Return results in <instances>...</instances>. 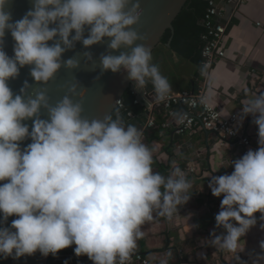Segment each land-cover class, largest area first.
Segmentation results:
<instances>
[{
	"label": "clouds",
	"instance_id": "1",
	"mask_svg": "<svg viewBox=\"0 0 264 264\" xmlns=\"http://www.w3.org/2000/svg\"><path fill=\"white\" fill-rule=\"evenodd\" d=\"M9 2L0 0V225L16 219L10 227L0 226V257L56 256L75 245V255L87 256L92 264H126L145 236L143 226L154 217L171 222L190 200L186 172L176 162L167 176L154 171V152L142 130L126 125L118 111L85 116L87 89L76 78L55 103L46 87L25 81L14 95L7 82L25 66L44 86L61 68L78 69L82 59L85 68L91 64L95 70L90 51L62 57L77 43L90 49L107 40V51L99 56L101 73L124 72L136 91L144 93L151 85L156 101H165L171 84L135 28L143 15L140 0H32L31 9L15 21L6 11ZM6 32L14 41L11 57L4 51ZM200 74L208 83L200 98L207 108L214 102L215 82L207 65ZM241 106L239 121L252 116L258 128V149L230 161L231 174H205L212 195L223 197L215 220L224 232H213L209 243L228 252L240 249L241 238L257 223V212L264 220V92L242 100ZM42 109L47 119L41 118ZM26 120L33 121L31 131ZM25 139L31 143L21 149ZM260 249L264 252V241ZM260 261L264 256L255 264Z\"/></svg>",
	"mask_w": 264,
	"mask_h": 264
},
{
	"label": "crops",
	"instance_id": "2",
	"mask_svg": "<svg viewBox=\"0 0 264 264\" xmlns=\"http://www.w3.org/2000/svg\"><path fill=\"white\" fill-rule=\"evenodd\" d=\"M218 20L228 26V32L224 45L226 56L211 72L215 82L212 104L226 117L233 114L239 117L241 101L264 92V0H248L243 4L236 0L222 2ZM182 23L179 27L182 34L179 33L176 40L179 49L172 45L176 39L175 29L170 40L163 41L152 54L153 57L157 54L153 63L167 77L171 93L176 94L197 89L202 63L203 41L197 30L185 34L184 21ZM138 120L125 124L140 128L145 119ZM252 121V116L245 117L239 121V128L258 143V128ZM146 145L154 152L153 170L167 176L176 162L191 181L192 195L179 207L171 222L154 217L144 225L145 236L137 241L132 255H144L150 264H255L264 256L260 249V242L264 241V228L261 227L264 220L260 219L259 212L255 214L256 225L241 238L243 243L236 252L220 251L209 243L213 232L220 235L224 229L218 228L215 220L223 197H214L208 184L211 176L234 171L229 166L230 161L241 158L236 143L222 146L218 136L203 129L183 136L155 129L149 132ZM191 168L194 172H188ZM206 173L210 177L207 178ZM205 215L209 220L207 226L202 227L200 221ZM169 252L170 257L166 255Z\"/></svg>",
	"mask_w": 264,
	"mask_h": 264
},
{
	"label": "water",
	"instance_id": "3",
	"mask_svg": "<svg viewBox=\"0 0 264 264\" xmlns=\"http://www.w3.org/2000/svg\"><path fill=\"white\" fill-rule=\"evenodd\" d=\"M189 1L191 0H140L143 15L140 23L135 26V28L140 34L145 36L144 43L151 48L152 54L163 42L164 36L168 31L174 33V23ZM31 7L32 0H10L9 4L6 6V11L11 12L13 21H15L22 18ZM49 43L51 44V42ZM13 46L14 41L11 34L6 32L4 37V51L10 57L13 55ZM84 51L91 52L93 60L96 61L95 70H92L91 64L87 66L88 68H85L82 59L78 69L69 72L61 68L55 78L50 81L48 85L44 86L42 84H37L30 76L31 66H25L20 69L17 78L7 82L8 86L14 95L19 94L25 81H28L33 88L46 87L51 102L55 103L67 91L66 84L72 82L74 78H76L80 82L81 87L87 89L86 95L82 101L85 116L89 118H102L106 114H110L111 112L114 113L117 110L118 101L124 98L128 90L134 88V82L129 81L127 79V74L124 72L114 74L108 71L101 73L99 56L107 51V40L90 49H84L82 43H77L74 49L64 53L62 60H67ZM119 51H123V49L115 51L112 54L119 55ZM97 77H99L98 80L96 79ZM29 91H31V88ZM41 118L47 119V113L43 109L41 110ZM23 123L26 124L31 131L33 121L26 120ZM29 143H31L30 139L22 141L20 143L21 149L26 147ZM0 219H2V216H0ZM14 219H16V217H9L6 224L0 226L10 227ZM0 264H50V255L48 257H43L39 252H36L32 256H25L19 259H13L12 257L5 259L4 257H0Z\"/></svg>",
	"mask_w": 264,
	"mask_h": 264
},
{
	"label": "built area",
	"instance_id": "4",
	"mask_svg": "<svg viewBox=\"0 0 264 264\" xmlns=\"http://www.w3.org/2000/svg\"><path fill=\"white\" fill-rule=\"evenodd\" d=\"M225 1L229 0H206L207 11L202 20L206 31L202 35L204 46L201 67L207 65L210 77L215 64L226 56L224 45L228 26L218 20L220 3ZM236 1L238 4H243L248 0ZM207 88L208 83L200 72L195 91L181 94L170 93L169 97L162 102L156 101L152 89L147 88L144 93H141L136 91L135 87L132 88L133 103L135 106L141 107L144 113L145 123L139 128L143 132L144 143L146 144L149 132L155 129L172 132L176 136H183L203 129L218 136L222 146L228 142L236 143L241 157L249 149L257 150L258 143L239 128L238 115L233 114L226 117L213 104L207 108L201 105L200 98L205 94ZM117 109L126 112L129 119H138L135 112L126 109L124 98L118 101ZM177 113H183L184 118L178 121ZM188 172H194V169H188ZM50 259L54 263H58L61 255L59 253L56 256L50 254ZM126 264H150V260L144 255L137 254L131 255Z\"/></svg>",
	"mask_w": 264,
	"mask_h": 264
},
{
	"label": "trees",
	"instance_id": "5",
	"mask_svg": "<svg viewBox=\"0 0 264 264\" xmlns=\"http://www.w3.org/2000/svg\"><path fill=\"white\" fill-rule=\"evenodd\" d=\"M207 11V3L206 0H191L189 1L185 8L183 9L182 13L178 17V19L175 21L174 26L176 29V39L173 40L172 45L177 49H179L178 44L176 43L177 35L182 34L180 30V25L183 24L184 21L186 32L185 34H188L187 32L196 31L198 32V35L200 36L201 42H202V35L205 33L206 29L202 23V20L206 14ZM172 32L168 31L166 35L164 36L163 41L168 42L170 38L172 37ZM184 36V35H183ZM203 43V42H202ZM204 46V44H203ZM203 49V48H202ZM126 109L129 111H133L137 114L138 121H141V119H144V113L141 107H137L133 103V96L131 89L127 91V93L124 96ZM119 112L120 116L123 119V122L128 123L132 119L127 118L126 112H122L119 109H117L115 112ZM114 112V114H115ZM214 218V217H212ZM208 216H203L200 221V226L205 227L208 224ZM75 245H72L71 247L64 249L59 252L61 255V259L58 263H54L52 259H50V264H92V261L89 260L86 256H81L80 258H77V256L74 253Z\"/></svg>",
	"mask_w": 264,
	"mask_h": 264
},
{
	"label": "rangeland",
	"instance_id": "6",
	"mask_svg": "<svg viewBox=\"0 0 264 264\" xmlns=\"http://www.w3.org/2000/svg\"><path fill=\"white\" fill-rule=\"evenodd\" d=\"M157 54H155V56H156ZM155 56L153 57V60L155 59ZM153 60H152V62H153Z\"/></svg>",
	"mask_w": 264,
	"mask_h": 264
}]
</instances>
